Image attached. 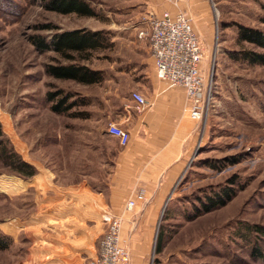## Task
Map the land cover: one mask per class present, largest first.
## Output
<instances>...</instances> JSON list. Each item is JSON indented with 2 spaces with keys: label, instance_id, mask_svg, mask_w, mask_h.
<instances>
[{
  "label": "rangeland",
  "instance_id": "obj_1",
  "mask_svg": "<svg viewBox=\"0 0 264 264\" xmlns=\"http://www.w3.org/2000/svg\"><path fill=\"white\" fill-rule=\"evenodd\" d=\"M86 1L98 18L46 11L41 0H0V130L26 162L48 171L53 184L68 187L86 181L101 191L106 175L98 167L100 154L92 151L93 137L83 138L90 147L85 148L80 163L77 143L82 139L76 119L52 113L46 92L54 84L66 92L99 94L109 90L108 81H113L120 87L119 93L126 94L129 81L144 79V55L150 57V51L148 41L138 38L143 9L133 7L137 0ZM209 4L210 14L203 13L194 23L204 52L202 70L212 89L208 115L198 123L196 149L172 195L153 215L151 231L148 215L138 216L137 223L143 220L144 230L129 226L122 230L126 247L131 253L144 250L147 264H264V259L253 255L255 247L264 253V66H251L229 56L243 49L263 51L240 46L236 40L238 24L264 28L259 22L264 0H209ZM48 23L61 31L110 33L114 47L86 62L105 72L102 84L83 88L45 75V65L56 55L37 52L29 37L54 34L38 30ZM93 125H89L91 129ZM33 178L21 177L0 160V232L13 240L9 250L0 251V264H36L29 262L36 245L32 233L22 225L14 226V217L24 214L19 206L25 213L35 209ZM232 179L237 180L236 185L230 183ZM228 185L236 196L227 206L189 220L199 199ZM124 211L125 207L117 216ZM160 228L165 230V241L158 253ZM105 229L102 224L100 232L86 234L97 244ZM134 234L139 241L135 242Z\"/></svg>",
  "mask_w": 264,
  "mask_h": 264
},
{
  "label": "crops",
  "instance_id": "obj_2",
  "mask_svg": "<svg viewBox=\"0 0 264 264\" xmlns=\"http://www.w3.org/2000/svg\"><path fill=\"white\" fill-rule=\"evenodd\" d=\"M136 3L133 7L143 9L144 17L151 12L186 13L195 31L196 19L211 12L209 0H137ZM145 40L149 44V40ZM149 51L150 57L144 55V79L129 81L125 86L126 94L121 95L120 87L113 81H108L109 90L99 94L78 91L88 97L91 104L78 107V112L89 115H79L76 119L77 134L82 139L77 143V158L81 163L85 148L90 147H86L83 138L93 137L92 151L100 154L98 167L106 175L103 190H95L83 180L75 186L55 185L48 171L34 164L39 170L30 183L37 188L35 209L25 213L19 206L24 214L14 217L15 227L22 225L33 235L36 245L30 252V263L87 264L98 255L108 220L122 212L126 201L142 191L146 203H138L135 210L125 216L123 227L144 230V221L137 223V220L148 215L147 228L151 231L153 215L169 199L181 179L196 149L199 122L190 117L185 90L158 78L150 44ZM89 87L92 86H83ZM133 92H139L147 100L141 112L135 109ZM91 123L100 125H93L91 129ZM111 123L130 133L127 146H120L116 138L106 133ZM92 163V166L96 164ZM49 191L54 195H49ZM102 224L106 229L94 244L86 232H100ZM133 239L139 241L137 234ZM143 248L142 245L141 251ZM131 264H147L144 250L141 254L131 253Z\"/></svg>",
  "mask_w": 264,
  "mask_h": 264
},
{
  "label": "trees",
  "instance_id": "obj_3",
  "mask_svg": "<svg viewBox=\"0 0 264 264\" xmlns=\"http://www.w3.org/2000/svg\"><path fill=\"white\" fill-rule=\"evenodd\" d=\"M41 4L46 11L60 15H76L79 18H98L99 16L86 0H41ZM259 22L264 26V6ZM38 30L55 31L54 34L49 36L36 34L29 37V42L37 52L41 54L52 52L56 55L52 59V63L45 65L44 72L46 76L56 81H70L82 86L99 85L105 81V72L92 69L86 62L91 61L94 54L114 47L108 31L88 29L61 31L57 25L52 23L42 25ZM236 42L240 46L250 45L263 51L257 52L247 49L232 51L229 53L231 59L243 61L251 66H264V28H252L238 24ZM49 87L52 89L46 92L45 101L50 105L52 113L70 119H77L79 115H89L87 112L76 110L78 107L91 104L88 97L79 92H66L62 88H57L54 84L49 85ZM0 160L23 178H33L38 173L36 167L26 162L15 151L1 130ZM230 183L236 185L237 180L232 179ZM235 196L236 191L229 185L206 194L203 199H199V205H194L193 215L189 217V220H195L224 208ZM164 231L160 228L156 245L158 253H161L164 246ZM12 245L13 240L0 232V251L9 250ZM253 255L258 259H264V253L258 247H255Z\"/></svg>",
  "mask_w": 264,
  "mask_h": 264
},
{
  "label": "built area",
  "instance_id": "obj_4",
  "mask_svg": "<svg viewBox=\"0 0 264 264\" xmlns=\"http://www.w3.org/2000/svg\"><path fill=\"white\" fill-rule=\"evenodd\" d=\"M137 30L140 40H149L158 78L168 81L172 87L183 88L191 119L203 121L208 115L212 89L202 70L204 52L191 20L183 12H151L141 16ZM132 98L135 109L141 112L147 100L139 92H133ZM106 133L116 138L122 147L131 139L127 130L114 123L109 124ZM140 202H146L143 191L126 203L122 215L108 220L98 255L87 264H131V252L124 244L122 230L125 215L134 211Z\"/></svg>",
  "mask_w": 264,
  "mask_h": 264
}]
</instances>
